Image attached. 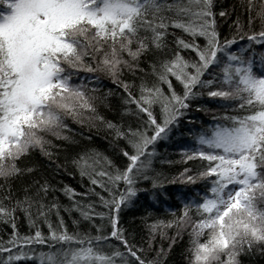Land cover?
<instances>
[{"label": "snow or ice", "instance_id": "6c2138e0", "mask_svg": "<svg viewBox=\"0 0 264 264\" xmlns=\"http://www.w3.org/2000/svg\"><path fill=\"white\" fill-rule=\"evenodd\" d=\"M185 232L188 264L264 254V0H0V264H165Z\"/></svg>", "mask_w": 264, "mask_h": 264}, {"label": "trees", "instance_id": "16d2710c", "mask_svg": "<svg viewBox=\"0 0 264 264\" xmlns=\"http://www.w3.org/2000/svg\"><path fill=\"white\" fill-rule=\"evenodd\" d=\"M228 2L232 3L233 0H228ZM235 2L238 4L239 0H235ZM205 99L207 98L205 97ZM208 106L212 107V102L209 101ZM189 119L195 120L196 121L195 126L199 127L201 122H206V123L211 122V114L205 112H197L196 105H194L193 109L189 113ZM72 127L76 128L77 126L72 125ZM176 139L179 140L181 139V137L177 136ZM183 139H187V137L185 136L183 137ZM96 146L102 152H105V154H111V149L108 148L105 141L100 136L97 137ZM158 151L164 154L168 159L176 162L172 164H163V165L157 162L155 164L157 171L163 173V175L167 177L178 176L179 173L185 167L184 164L178 162L180 160V155L178 151L172 146H168L167 151L165 150L164 147H159ZM64 182L70 184L78 191L81 190L78 176L75 179H73L72 177H65ZM142 186L150 187V184L147 182H143ZM200 187H201L200 185L165 184V190L167 192V205H170L172 208L178 210L182 206L178 193L181 191H188L192 188L199 189ZM161 199L163 200L165 199V197L162 196ZM64 203H67V201L65 200ZM147 203H148V198L146 197V194L141 193L138 201L134 202L133 206L125 209L124 212L122 213V218H121L122 224L129 229V231L133 234L137 242H142L141 237L147 236V230L141 219L142 216L146 215L144 211V207ZM153 217L161 220L172 219V216L167 211L155 212L153 213ZM65 219L67 224L69 225V228L71 229L72 228L71 219H69L67 216H65ZM152 222H153L152 219L148 220V223H152ZM26 230H27L26 226L22 228V231H26ZM45 231H47L46 228ZM168 232L169 235H174V230H168ZM161 244L167 247L168 240L165 239L161 241L159 237H157L155 247L159 248ZM188 246H189V237L187 232H185L183 238L180 239L173 246L172 251L168 254L165 264H188V256H189L187 252ZM44 250L47 251V249ZM239 259H240V264H264V254H261L259 252H257L254 255H242Z\"/></svg>", "mask_w": 264, "mask_h": 264}]
</instances>
